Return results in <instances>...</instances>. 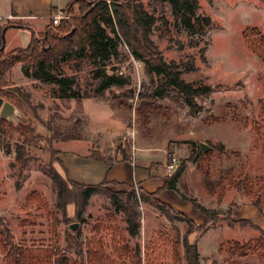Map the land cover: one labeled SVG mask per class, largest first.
I'll return each mask as SVG.
<instances>
[{"label":"rangeland","instance_id":"obj_1","mask_svg":"<svg viewBox=\"0 0 264 264\" xmlns=\"http://www.w3.org/2000/svg\"><path fill=\"white\" fill-rule=\"evenodd\" d=\"M199 2L198 12L210 16L212 24L193 31L181 24L169 1L141 0L144 9L157 18L151 37L164 59L180 63L181 68L193 63L196 69L182 70L181 76L211 85L209 94L197 96L200 110L196 114L177 90L163 98L154 96L159 78L147 72L145 62L132 55L125 43L108 70L115 67L130 83L109 87L102 95L94 93L91 65L84 61L63 65L66 74L76 77L80 91L89 95L82 98L54 96V84L26 76L18 64L9 72L7 88L20 86L28 94L21 110L25 118L17 120L31 122L45 138L26 145L28 160L23 165L15 157L17 144L23 145L24 138L18 131L10 136L0 129V228L13 241L37 247L54 241L64 249L66 232L77 222L83 242L92 235L104 238L114 264L131 263L125 251L120 256L113 251L112 241L118 234L129 238L131 248L140 246L141 264H186L185 249L181 245L176 253L172 242L177 235L183 238L188 224L167 218L144 201L139 186L106 183L91 196L84 220H74L75 205L67 204L66 210L56 206L57 190L45 171L52 165L70 177L69 164L73 174L85 175L88 169L75 162L74 153L107 162L145 157L162 168L166 181L175 172L167 171L166 163L176 157L177 168L185 165V171L176 184L178 190H165L179 196L185 202L182 206L192 213L189 216L206 226L202 232L188 233L189 240L197 243L201 263L264 264L258 251L246 257L230 251L233 241L246 242L264 232V200L260 211L253 204L254 196L235 188L219 196L221 185H217L227 170L257 180L258 187L264 181V59L246 38L253 42L255 29L264 33V0ZM18 121L10 122L17 126ZM201 142L209 145L207 151L197 147ZM62 153L66 158L70 155L69 163L62 162ZM33 192L39 198L36 204L30 200ZM111 193L127 201L136 214L137 236L129 235L126 214L113 204ZM192 200L215 216L214 221L207 220ZM233 219L237 223L230 225ZM242 220L249 223L242 225ZM66 252L76 257L73 249ZM4 255L0 249V264Z\"/></svg>","mask_w":264,"mask_h":264},{"label":"trees","instance_id":"obj_2","mask_svg":"<svg viewBox=\"0 0 264 264\" xmlns=\"http://www.w3.org/2000/svg\"><path fill=\"white\" fill-rule=\"evenodd\" d=\"M173 7L174 14L180 19L181 24L189 30H205L212 24V18L207 15H200L199 0H167ZM78 13H77V11ZM58 11V10H57ZM63 11L70 18H63L59 24H54L50 20L44 32L32 33L29 44L23 48H15L6 53L3 43L0 44V96L10 100L20 110L23 107V100L28 99V94L24 93L20 86L7 88L11 84L6 76L16 64L21 63L23 73L28 77H33L38 81L55 85L54 96L61 98H82L88 97L87 93H82L74 75H68L63 69L67 62L84 61L91 65V77L96 81L94 93L102 95L103 92L112 86H123L130 83V78L117 72L113 67L109 72L110 62L118 57L120 45L125 43L131 49L132 55L145 62L147 72L155 74L159 78V84L153 91L154 96L166 97L170 90L180 92L191 112L196 114L198 107L196 98L199 95L209 94L212 90L210 84L202 81H186L182 76V70L194 71L193 63L181 68V64L176 61H166L154 43L151 34L157 18L155 15L145 10L141 0H70ZM54 14V13H53ZM256 39L250 41L246 35L250 47L256 52L258 57L264 59V33L255 29ZM3 36V35H2ZM3 38V37H2ZM28 101V100H27ZM0 129L10 136L14 131H18L24 138L23 145L17 144L16 159L23 165L27 162V144H36L44 140V136L38 133L37 128L31 123H18L14 126L0 117ZM202 148L201 143L197 145ZM7 152L11 149L8 146ZM25 163V164H24ZM185 165L176 168L173 174L165 183L153 193L141 188L142 198L155 205L167 218L183 221L188 224L186 234L183 238L180 235L173 240V249L179 253L182 245L185 249L186 264H202L200 260L199 248L196 242L189 240L188 233L201 231L206 226L197 224L196 221L186 213L177 210L171 203L160 199L157 195L165 189L178 190L176 184L184 173ZM51 176L57 190L56 206L66 210L67 204L75 205L74 220H84L83 214L88 206L91 196L101 191V188L108 183L104 181L97 184H84L73 181L58 172L52 165L45 169ZM65 173L66 168H65ZM259 182H252L248 176H236L232 170H227L224 180H219V196H222L228 189L235 188L243 191L245 195H252L253 204L263 210L264 181L260 187ZM131 186V185H126ZM38 203V195L33 192L30 195ZM183 199H189L186 195H181ZM110 197L113 204L126 214L128 226L126 229L131 236H137L139 223L136 214L133 213L128 203L116 198L115 193ZM153 197V198H152ZM190 200V199H189ZM37 201V202H36ZM195 207L203 210L207 220L214 221V217L209 211L192 200ZM31 202V203H33ZM208 222V221H207ZM237 223L233 219L229 224ZM239 223L248 224L246 220ZM260 229V228H259ZM262 231V230H261ZM114 237L112 248L116 255L120 256L123 251L129 255L130 264L142 263V250L139 245L131 248L129 238L118 234ZM66 248L60 247L58 243L52 242L50 245L34 246L13 241L11 234L0 228V249L4 255V264H114V257L106 251V243L103 237L92 235L83 242L80 230L75 233L66 232ZM230 251L237 253L241 257H246L250 252L258 251L264 258V232L258 237L249 239L246 242L233 241ZM73 249L76 257H71L66 250ZM252 264V263H250Z\"/></svg>","mask_w":264,"mask_h":264},{"label":"crops","instance_id":"obj_3","mask_svg":"<svg viewBox=\"0 0 264 264\" xmlns=\"http://www.w3.org/2000/svg\"><path fill=\"white\" fill-rule=\"evenodd\" d=\"M70 0H0V44L3 43L4 51L8 53L15 48L26 47L32 33L44 32L51 20V16L57 10H63ZM3 35V36H2ZM3 37V38H2ZM21 66V63H18ZM14 68V67H13ZM13 68L11 71H13ZM70 157V155H67ZM75 156V162L88 169L85 175L73 174L69 164L67 169L73 181L84 184H97L104 181L140 187L153 193L164 183L161 167L148 161L143 157L138 160L121 159L119 161L107 162L93 155H71ZM61 154L60 159L69 163L70 158ZM64 164L66 165V163ZM168 192V191H167ZM162 190L158 197L165 202L171 203L177 210L192 213L184 208L182 201L176 194H169ZM173 195V196H172ZM170 196V197H169ZM193 218V217H192Z\"/></svg>","mask_w":264,"mask_h":264},{"label":"water","instance_id":"obj_4","mask_svg":"<svg viewBox=\"0 0 264 264\" xmlns=\"http://www.w3.org/2000/svg\"><path fill=\"white\" fill-rule=\"evenodd\" d=\"M18 116L25 118L23 113H21V110L15 104H13L10 100L8 101L0 96V117L8 122L10 121L14 122V121H18L17 120ZM20 123L22 122L20 121ZM201 145L204 151H207L209 149V145L207 143L201 142ZM77 227H78L77 222L72 224L71 231L75 233Z\"/></svg>","mask_w":264,"mask_h":264},{"label":"built area","instance_id":"obj_5","mask_svg":"<svg viewBox=\"0 0 264 264\" xmlns=\"http://www.w3.org/2000/svg\"><path fill=\"white\" fill-rule=\"evenodd\" d=\"M54 24H59L63 18H70L63 10H58L50 17ZM177 158L173 157L168 163H166V169L175 170L177 168Z\"/></svg>","mask_w":264,"mask_h":264}]
</instances>
